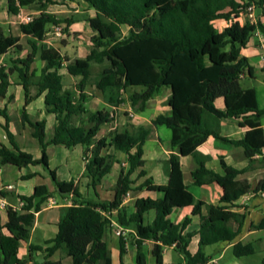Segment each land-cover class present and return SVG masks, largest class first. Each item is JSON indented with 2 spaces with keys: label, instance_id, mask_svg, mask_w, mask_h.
<instances>
[{
  "label": "trees",
  "instance_id": "1",
  "mask_svg": "<svg viewBox=\"0 0 264 264\" xmlns=\"http://www.w3.org/2000/svg\"><path fill=\"white\" fill-rule=\"evenodd\" d=\"M6 4L7 13L18 15L21 9L36 6L40 11L28 23L21 24V34L29 37L30 52L25 57L9 61L0 66V97L10 86V77L16 75L18 84L25 94V107L31 101L29 88H37V96L44 95L45 112L54 115L56 123L52 135L46 140L43 121L32 123L25 107L20 114V125L32 129L31 137L41 146V157L34 159L31 154L21 151L14 136L8 130L6 110L0 109L5 131L12 149L0 147V165L11 164L19 169L42 166L49 174L60 198L72 195L71 204L59 208L58 232L46 246H29L32 253L41 251L48 262L57 250L71 264H95L104 261L111 264L109 252L102 237L109 226V219L103 215L116 212L115 220L125 228L135 230L129 234V241L135 247V264H147L143 244L153 241L152 254L156 264H163L164 247L174 246V251L182 259L176 264H208L202 247L219 243H232L240 233L245 216L229 210L226 206L205 204L196 200L184 185L180 168V156L190 155L195 168L191 171L196 186L216 183L222 189L220 203L231 204L239 197L251 193L264 194V180L255 186L237 179L242 171L235 170L220 162L222 175L206 167L209 157L197 151L209 137L228 143L243 150L247 159L260 155L264 147L260 119L264 108L257 105L254 88L241 85L244 76L253 78V68L241 56V50L255 32L249 22L240 25L238 19L252 3L250 0H81L94 12L88 18L89 27L95 35L90 39L88 54L83 60H69L54 48H47L43 42L49 27L65 26L64 32L73 23L72 19H60L46 9L54 5L53 0H0ZM264 12V0L253 2ZM224 20L229 25L217 31L213 22ZM122 27L127 33H122ZM9 50L23 51L19 38L6 35L0 27V57ZM38 56L43 66L38 76L31 71ZM66 63V65H64ZM91 63H106L95 77L91 73ZM78 79L74 87H68L64 76ZM35 78V81L33 79ZM90 85L100 93L102 102L109 109H118L129 103L135 112H142L149 100L162 88H168L167 114L157 116L152 125L165 127L170 131L168 158V182L155 185L145 180L138 190L161 194V197L137 199L130 214L121 206L127 193L132 190V175H144L143 145L148 130H113L106 137L96 139L101 126L111 123L110 111L101 109L90 112L85 102L86 89ZM134 89H139L134 91ZM133 92H129V91ZM127 94V98L123 95ZM221 99L223 109L215 103ZM225 119H239L238 127L247 128L244 138L232 141L220 135V122ZM109 140V142H107ZM63 146L67 149L80 146L85 161L84 177L94 188L119 163L118 156H125L126 170L121 172L113 186L112 201H90L82 198L73 182L60 181L56 171L48 167L46 148ZM111 149L112 153L102 154ZM34 174H27L24 180ZM52 196L45 185L34 187L32 195L20 196L23 203L20 211L7 207L6 220L0 214V264H26L29 260L18 257L20 242H27L35 220V214ZM192 207L191 215L199 217L196 233H184L191 218L173 224L167 217L174 208ZM205 208L206 214H201ZM155 211L151 224L143 225L142 215ZM236 224V228L231 227ZM251 229H264V219ZM198 237V248L190 253L188 246L193 237ZM126 241L119 238V260L125 254ZM232 253L236 258L251 256V245L233 244ZM33 264H38L34 260ZM264 264V257L261 260Z\"/></svg>",
  "mask_w": 264,
  "mask_h": 264
},
{
  "label": "crops",
  "instance_id": "2",
  "mask_svg": "<svg viewBox=\"0 0 264 264\" xmlns=\"http://www.w3.org/2000/svg\"><path fill=\"white\" fill-rule=\"evenodd\" d=\"M53 1L55 2V4L50 5L46 9L47 13H50L49 10L52 7H54L55 5H59L57 4L56 0ZM69 1L70 3L66 5L64 4V7L69 8L70 5H72L71 3L73 1L72 0ZM81 3L83 2L81 1ZM0 5L4 6L5 14H8L5 2L0 1ZM257 10L259 9H257L256 7L253 10V17H254L253 25L256 28L255 32L253 33L252 37L246 44L245 48L241 50V56L245 57L247 59L248 64L253 68L254 75L253 78L250 79H253L256 82L261 81L262 85L264 86V60L260 58L261 54L263 53L262 45H264V12L259 10L260 14H257L256 13ZM24 11H33L26 14V15L30 14L32 16L40 12L36 6H31L29 8L21 9L18 15H16V17H18L19 14H22ZM73 13H75L76 16L75 14L74 15L72 14L70 17V19H74V20L73 23L67 28L66 31L67 33L65 32L67 37L66 40L67 42L65 45L59 43L58 44L55 43L52 46L48 45L46 38L45 41L43 42V44L47 48H54L58 50L61 56L67 58L69 62H72L74 60L85 59L89 49L86 51V53H84V55L76 58L72 56L66 57L64 56L63 52L64 53L67 52V55H71L72 52H70L71 50H69L70 47L75 48L76 42L81 43L80 41L82 40L84 41L85 40L84 37L86 33H91V37L95 35V32L91 30L88 23V18L93 17L94 12L88 9L87 6H84V10L83 9L80 10L78 8ZM238 22L240 25L246 23L245 19L242 16H240ZM228 25L229 22L224 20H217L213 22V26L217 31H222ZM54 28H58V27H54ZM3 32L5 33L4 30ZM76 32L83 34L77 36L74 39L73 34H75ZM47 36H48V32L46 34V37ZM26 38L28 43L29 37ZM19 44H20V40H19ZM89 45H91V43ZM77 49L79 52L82 50V47L78 46ZM24 50L25 49L23 48V51ZM22 52L16 54L13 50H9L5 55L0 57V60L4 59L8 55H13V56L16 55L14 59L22 58V56H20ZM14 59L10 58L8 60H4L5 62L1 66H5L9 61ZM64 65H66V63H64ZM90 65H91V73H92V66L98 64L91 63ZM101 65H106V63H103ZM42 66H43V62H41L37 56L34 59V62L31 66L32 69L31 71L34 72L35 76L39 75ZM59 73L64 76L65 80L67 81L68 87H74L78 82L77 78L68 76L65 69H61ZM246 78L249 77L244 76L242 81L245 80ZM33 81H35V78L33 79ZM252 88H254L256 93L258 108L263 109L264 97L262 104L259 103V99H258L259 96L262 95V92H260L259 94L256 87H252ZM92 90L95 91L91 93ZM85 92L88 96L85 102V106L90 112H95L99 110V108L97 110H91V103L94 101L95 98L96 101L100 103V105L104 106L101 109H105V108H107V110L109 109L104 105L100 93L93 87V85L87 87ZM36 94H37V88L35 86H31L29 88V96L31 98V101L25 107L24 90L22 86L18 84L16 75H12L10 77V86L6 91V94L3 97H0V109L4 108L6 110V114L9 120L8 130L14 136L15 143L17 144L18 148L21 151L31 154L34 159H39L41 157V146L39 145L38 141L35 138L31 137L32 129L30 127L25 125L24 128H21L20 125L21 111L25 107L28 118L32 123L37 121L44 122L46 140H48L52 135V129L56 123V120L54 115H49L45 112V106L43 102L44 95L42 94L41 96L38 97ZM169 94L170 91L168 92V95H164L161 98H156L155 95L151 100L147 102L144 108V110L146 109V107L151 108L150 115L148 117H142L138 115L140 112H135L134 113L135 126H133L132 129H127L129 131H135L142 127L148 130V135L143 145V156H142V160L144 163L141 170L144 171V175L138 177V171H136L132 175L131 179L134 181V184L132 185V190L127 193L121 205L126 210L127 214L133 212L134 205L137 199L150 198L152 200H156L161 197V194L156 192L147 191L145 189L138 190L137 186H139L147 179H150L152 183L155 185H166L168 182L169 166L167 162H168L169 154L171 153V149L169 146V139L167 143H163V141L160 140L158 134L159 128L158 129L155 128L152 125V121L157 116L167 114V112L169 111V107L166 105V100L168 99ZM215 105L217 108L223 109V102L221 99L217 100ZM119 109H121V106L118 108V110ZM239 121H240L239 119L222 120L220 122V135L223 138L232 141L242 140L244 138L245 132L247 131V128L238 127ZM3 123L4 120L2 119V117H0V147L3 146L11 150L12 145L9 142L5 131L2 128ZM111 123L101 126L100 129L104 126H110ZM260 124H261V129L263 131V139H264V115L260 119ZM112 129L120 131L126 128L116 129V127H114ZM113 130L108 129V131L110 132ZM99 131L97 133L96 139H99L101 137H106L109 133L108 132L106 136L98 135ZM107 142H109V140H107ZM197 151L203 156H207L210 158L209 161L206 163V167L217 174L220 175L223 174L220 165V162L222 160V162H224L227 166L235 170L242 171V173L239 174L237 177V179L240 181H246L250 185L255 186L258 182L264 180V147L260 155H257L252 159H247L244 156L243 150L241 148L234 147L228 143L218 141L213 137H209L202 145L197 147ZM105 153L111 154L112 150L110 148L107 150L105 149L102 151V154ZM46 155L48 159L49 169L50 170L54 169L56 171V175L60 181H65V182L72 181L73 185L77 187L78 192L80 193L83 199L95 201V202L98 201L110 202L113 200L114 198L113 186L115 185L120 173L124 172L127 167L125 164V156L123 155L124 160L121 162L119 160L120 158H118L119 163H115L112 166L111 172L102 179L100 184L96 185V187L93 188L90 185V180L84 177L83 175L85 161L83 157V149L80 146L70 149H67L63 146H48L46 148ZM179 161H180L183 183L196 200L202 201L205 204L226 206L229 208L230 211L245 216L241 231L232 243H219L205 247L213 248L214 254H218L221 252V255L219 256L221 257L226 249L230 248L232 250L233 244L240 243L243 246L251 245L254 250L253 255L261 254L263 258L264 229H260V230L251 229L250 226H256L260 224L261 221L264 219V194L263 193L254 194L249 192L239 197L236 201L232 202L231 204L220 203L222 189L216 183H211L203 186H196L193 183L191 171L196 166L193 158L190 155H182L180 156ZM147 162H149L151 166L153 165V167H151L150 170H147V168L145 167ZM119 165L123 167L119 168ZM39 167L40 166H29L27 168L19 169L11 164L0 165V214L3 222L6 220V215H5L6 208L10 207L13 210L19 212L23 205V203L19 200V197L20 196L28 197L32 195L33 189L36 186L45 185L48 188L49 192L52 193V196L48 200H52L55 203L54 205H49L47 200V202L41 207L40 211L35 214V220L33 223V227L31 228L30 237L28 241L20 242L19 244L18 257L23 260L28 259L29 261L26 264H33L34 260L36 259L38 260V264H43L46 261L43 258L44 254L41 251H36L32 253L31 255L32 258L29 259L30 258L29 246L35 245V246H42L43 248L46 247L44 243L50 239H53L58 232L59 208L62 206H69L71 204V199H72V195H69L66 198H60V200L58 198H55V187L49 177L48 172L45 169L40 171ZM116 169H118V172H116ZM27 174H34V175L30 179L24 180L23 177ZM106 184H108V186H105ZM8 186H10L11 189H8L7 188ZM191 210L192 207L174 208L171 211L170 215L167 217V219L173 224H179L186 217H190L191 222L186 227L184 233L185 234L196 233L199 228V217L192 216ZM201 214L202 215L206 214V210L204 207L201 209ZM105 215L108 217L109 222L112 223V225H117L122 227L115 220L116 212H112L111 214L106 213ZM154 217H155L154 210L146 211L141 218L143 225L151 224L152 221L154 220ZM231 227L236 228V224L231 223ZM122 228L128 230L130 234L135 233L134 229L125 228V227ZM113 229L114 226L113 227L108 226L103 234L102 240L103 242H105L107 246L109 257L111 259V264H120L119 238L115 236ZM113 237L117 240L116 244H114L113 242L112 239ZM111 245L113 247H111ZM153 246H154L153 241H146L143 244V252L146 256L147 264H156L155 258L152 254ZM205 247H202V251L204 254H205L204 252ZM197 248H198V237L195 236L191 239V242L188 246V250L190 253L193 254L197 251ZM129 251H132L131 253L132 256L129 255ZM135 256H136L135 247L131 245L130 241H128L125 246V254L122 257L123 264H135ZM181 259L182 257L174 251V246L163 248V252H162L163 264H176L180 262ZM47 261L59 262L60 264H71L70 261L63 256L60 250H57L50 258L47 259ZM95 264H105V263L104 261H98ZM208 264H216V262L214 261V259H211Z\"/></svg>",
  "mask_w": 264,
  "mask_h": 264
},
{
  "label": "rangeland",
  "instance_id": "3",
  "mask_svg": "<svg viewBox=\"0 0 264 264\" xmlns=\"http://www.w3.org/2000/svg\"><path fill=\"white\" fill-rule=\"evenodd\" d=\"M73 2L71 3L72 5H70V7L66 8L64 7V4H69L70 1L69 0H63V1H57V4L59 5H55L54 7H52L49 12L53 15H55L57 18L60 19H66V18H70L71 15L75 14L73 13L75 10H77L78 8L80 10H84V6H86L84 3H81L80 0H72ZM33 11H24L22 14H19L18 17L16 16H12L9 14H5L4 11V6L0 5V26L3 28V30L5 31V33L8 35H14L17 36L20 40V44L21 46H23V48L25 49L20 56L24 57L29 51H30V47L27 43V38L22 35L19 31V26L21 24H25L23 22V18L29 15H26L27 13H30ZM257 14H260V11L257 10L256 12ZM76 16V14H75ZM74 20V19H72ZM76 20V19H75ZM65 26L62 25L61 27L58 28H54V27H49L48 29V36L46 37L47 39V44L48 45H53L55 43H59V44H66V33L64 32ZM122 33L126 34L127 33V28L122 27ZM72 34V33H71ZM83 33H79L76 32L75 34H73L74 39L79 36L82 35ZM90 37H91V33H86L85 37H84V41H80L81 43H77L76 42V47H70L69 50H71L70 52H72L71 55H67V52H63L64 56H72L74 58L76 57H80L82 55H84V53H86V51L89 49L90 47ZM88 39V40H87ZM46 44V45H47ZM80 44V45H79ZM82 44V45H81ZM78 46L82 47V50L78 52ZM17 54V53H16ZM16 55H8L7 57H5L4 59L0 60V66L2 64H4V60H8V59H14ZM105 65H93L92 66V75L96 76L97 74L100 73V71L102 70V68ZM68 85V84H67ZM242 87L247 88V87H256L258 93L260 94V92H262V95L259 96V103L262 104L263 103V97H264V86L262 85L261 81H254L253 79L250 78H246L245 80H243L241 82ZM139 89H134V91H137ZM92 90L91 93H93ZM130 93L133 91H129ZM169 89L168 88H162L161 91L159 92V94H157L155 97L156 98H161L164 95H168ZM127 94L126 93L123 95V98H127ZM94 96V94H93ZM104 107L102 105H100V103L98 101H96V98L94 99V101L91 103V110H97L99 108V110ZM105 110H107V108H105ZM109 111L111 109H108ZM151 112V108L146 107V109L143 112H140L138 115L142 116V117H148L150 115ZM134 113L135 111L130 107L129 103H125L124 105H121V109H119L118 111H116V113H114L113 115V122L110 124V126H104L100 129L99 134L98 135H107L108 129L113 130L112 128L116 127V129H122V128H126V129H132L133 126H135V118H134ZM159 138L161 141H163V143H167L168 139L170 137V131L165 128V127H160L159 131ZM149 144V143H148ZM118 158H120L119 160L122 162L124 160L123 155H119ZM122 165V164H121ZM121 165H119V168H122ZM147 170H150L151 167H153V165L151 166L149 164V162L146 163ZM40 171L44 170V168L42 166L39 167ZM116 172H118V169H116ZM109 183V182H108ZM105 186H108V184H106ZM55 198H58L60 200V196L58 194H55ZM113 242L114 244L117 243V240L113 237ZM111 247H113L111 245ZM214 249L211 247H205L204 248V252L207 256H210L211 259H214V261L216 262V264H261V259L262 256L261 254H256L253 256H247V257H242V258H236L233 253L232 250L230 248L226 249L224 251V253L222 254L221 257H219L221 255V252L218 254H214L213 253ZM132 251H129V255H131Z\"/></svg>",
  "mask_w": 264,
  "mask_h": 264
},
{
  "label": "built area",
  "instance_id": "4",
  "mask_svg": "<svg viewBox=\"0 0 264 264\" xmlns=\"http://www.w3.org/2000/svg\"><path fill=\"white\" fill-rule=\"evenodd\" d=\"M59 1H63V0H59ZM250 1H252V3H250V5L246 8L245 13L242 14L241 16L245 19L246 22L253 24L254 23L253 10L255 8L253 2H257L258 0H250ZM32 17H33L32 15L24 17L23 22L24 23L30 22L32 20ZM262 51H263V53L261 54L260 58L262 60H264V45H262ZM116 111H118V109H111L110 110V117L112 118V120H113V115H114V113H116ZM7 188L11 189L10 186H8ZM48 204L54 205L55 203L52 200H48ZM103 215H105V214L103 213ZM109 226L110 227L114 226L113 232H114L115 236H117L118 238H122L124 241H126V243L129 241L130 232L128 230H126L120 226H117V225H112V223H110Z\"/></svg>",
  "mask_w": 264,
  "mask_h": 264
},
{
  "label": "water",
  "instance_id": "5",
  "mask_svg": "<svg viewBox=\"0 0 264 264\" xmlns=\"http://www.w3.org/2000/svg\"><path fill=\"white\" fill-rule=\"evenodd\" d=\"M39 261H42V260H39Z\"/></svg>",
  "mask_w": 264,
  "mask_h": 264
}]
</instances>
